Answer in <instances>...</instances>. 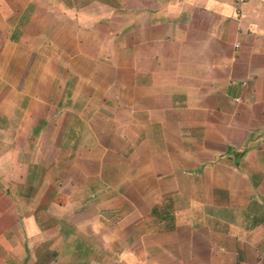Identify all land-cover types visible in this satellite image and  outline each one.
<instances>
[{"label": "crops", "instance_id": "crops-1", "mask_svg": "<svg viewBox=\"0 0 264 264\" xmlns=\"http://www.w3.org/2000/svg\"><path fill=\"white\" fill-rule=\"evenodd\" d=\"M0 264H264V0H0Z\"/></svg>", "mask_w": 264, "mask_h": 264}, {"label": "built area", "instance_id": "built-area-1", "mask_svg": "<svg viewBox=\"0 0 264 264\" xmlns=\"http://www.w3.org/2000/svg\"><path fill=\"white\" fill-rule=\"evenodd\" d=\"M239 2H241V1H245V0H238Z\"/></svg>", "mask_w": 264, "mask_h": 264}, {"label": "rangeland", "instance_id": "rangeland-1", "mask_svg": "<svg viewBox=\"0 0 264 264\" xmlns=\"http://www.w3.org/2000/svg\"><path fill=\"white\" fill-rule=\"evenodd\" d=\"M60 0H58V2H59Z\"/></svg>", "mask_w": 264, "mask_h": 264}]
</instances>
